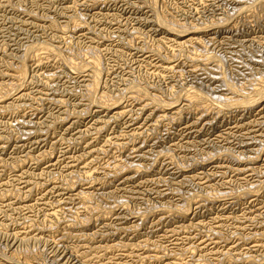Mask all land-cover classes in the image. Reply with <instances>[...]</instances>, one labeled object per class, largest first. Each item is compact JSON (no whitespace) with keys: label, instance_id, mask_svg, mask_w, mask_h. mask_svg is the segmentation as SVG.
Returning a JSON list of instances; mask_svg holds the SVG:
<instances>
[{"label":"rangeland","instance_id":"rangeland-1","mask_svg":"<svg viewBox=\"0 0 264 264\" xmlns=\"http://www.w3.org/2000/svg\"><path fill=\"white\" fill-rule=\"evenodd\" d=\"M46 1L47 2L49 1V4ZM145 1L146 0H123V1L122 0H58V1L57 0H0V30H1L0 31V44L1 45L3 44L2 47L0 45V56H3V58H0L1 59L0 61L1 75L0 76H2L0 78L1 83H3L4 85L6 84V86L9 85L11 81H10V78L7 76V74L9 73L10 67L7 66L8 67L7 68L6 65H10L14 63L12 65L16 66V62L19 60L16 57H21L23 54H26L27 49H29L30 46L33 45V43H36L34 44L35 47L37 43L38 45L42 43L44 44V46L48 43L47 45H51L52 47L59 46L58 48H61L62 50H64L65 45H66L65 44L66 39H67L68 40L67 42H69V40L70 41L73 40L71 42L77 44V47L75 49H77L78 47L79 48L88 47V46L94 47L98 45L97 46L98 50L99 51L101 50L100 51L101 53L104 52V54H102L103 55V65L105 66V64H107L106 66L109 67V68L108 67L106 68L105 66V68L107 69L106 70L107 72L104 74V76L103 75L101 76L100 85L106 91L107 89H109L108 90L109 96H113V97L119 96L120 97L119 98L120 102L118 101L119 102L117 104L118 106L116 105L118 109L113 111V113L109 114L108 112H98L99 110H102V109H99L98 107L94 105H90L89 106L90 108L86 106L87 102H86V97L84 96L87 90L85 87L82 86L84 83H80L81 85L79 84L80 80H82V77H84L85 75H86L85 77L90 75L89 69L88 71L85 68L82 71L77 70V73L76 71L74 72L68 71V69H66L64 65L61 66L63 62L60 59V57H56L55 59L54 57L53 58L44 57V59H42L43 61H40V64L36 61H34L33 64H31L33 61L29 63L32 65V66L30 65L29 67V71H31L29 72V75L30 74L31 75L29 76L27 74V76L29 77H26V80H25L26 82L24 86L21 87V89H25L26 91L25 94H27V92L28 94L24 96L23 99L21 98L22 99L21 101L14 102L13 103L14 109H12L11 111L10 109L12 108V106H10L11 108L4 109L3 110L4 112L3 111L0 112V124H1L0 125V135H1L0 139H2L0 140L2 141L0 142L1 143L0 149L2 148L0 150L1 151L0 160L4 164L3 165L0 161V164H2L0 165V172L4 173V174L0 173L1 175L0 176V183H1L0 193H2L0 196V218H1L0 219V249H1L0 250V256H1L0 262L1 264H9L10 262H11L10 264H18L19 261L17 263L16 262L17 260L21 259L22 261L25 258L26 259L30 258L29 260H31V258L34 255L35 256L32 258V261L35 260V262H33V264H41V263L42 264H50V263L51 264H73L72 262L80 263V261H85L87 262V264H99V263L100 264H156V263L157 264H172L173 262H174L173 264H208V263L210 264H264V237H263L264 235V212H263L264 211V113H263L264 107H263V103L261 105L255 104L250 109L249 108L245 109L242 107H235L233 109L232 107L228 109L222 108L221 110V107H222L221 105L224 103V101L225 102H227V100L235 101L236 97H237L236 101L239 100L242 94L247 95L249 91L253 88V86L256 85L264 76V37H263L264 36V6H263L264 1L255 0L254 2V0H248V1L244 0L246 2L244 3L243 0H238L239 2L236 0H191V1L190 0H157L156 2L157 4H155L154 6V8L158 7L157 9L155 8L156 10H154L153 7L152 8L148 7L152 5H148V3ZM236 7L238 9H236ZM25 9L27 12L25 11ZM67 9H70V10H67ZM154 11L155 12L158 11L157 14L161 13L159 15H164L168 17V19H171L172 17V19H174L173 21L177 20L176 23L178 24V26L181 25L180 28H184L188 30H190L189 28L203 30L205 33L201 37L203 40L201 41L202 46L200 44L199 46L198 45L192 46V44L187 45L186 43L180 44L182 42L181 40H179L178 36H172L173 35L172 33H169L168 30L167 32L165 28L164 27L162 28V25L159 22H157L158 21V19L156 18L157 15L155 14ZM169 14H170V17H169ZM152 15L153 16L155 15L154 16L155 18ZM66 16L68 17L66 18ZM70 16L71 18L74 17L72 19H78L77 21H80V19L82 18L81 22H84V24H86L85 28L87 27L88 29L86 28L87 29L86 30L84 28V24H80L82 26L78 25L79 27L78 26L75 27V24L70 23V21L72 20V19H69ZM46 19H48L49 21L50 20L54 22L56 21L55 23L59 24L58 26L60 27H62L63 25L67 27L68 24L69 26L67 27V29L65 28L63 32H61V29H59V27L57 26L58 29L55 30L54 32V30L52 29L49 30L50 28V27L48 28L49 21ZM224 19L226 20V22ZM44 21L48 23L44 24ZM65 21L66 23H63ZM218 21L219 22L222 21V23H219ZM60 22L63 24H60ZM224 23H227V24H224ZM13 24H15L14 27H13ZM72 25L74 27H72ZM28 26L30 27V29ZM77 27L78 28L81 27L80 28L81 30L78 29ZM39 28L42 30H40ZM91 28L94 29V30L93 29L91 30L93 31V34H91L92 32H88V30ZM22 30L24 31L22 32ZM74 30L77 32L73 33L72 31ZM98 30L100 32H98ZM193 31L194 30H191L189 32H193ZM95 32H98V35L101 34L99 35L100 37ZM234 32L235 33L237 32V33L235 34ZM37 34L39 35V37ZM50 35H54V36H50ZM94 35L97 38L98 37L100 38V42H98L99 38L96 39ZM102 36L105 39L102 40ZM106 36L108 38V41H107ZM53 38H54V41H53ZM60 38H63V39H60ZM26 39H27V42H24L26 41ZM36 39H37V42H36ZM16 40H19V41H16ZM49 40L53 42L51 43ZM62 40H63L64 45L62 44ZM90 40L91 42H88ZM101 41H104V42H101ZM175 41H177L178 43ZM17 42L19 43L17 44ZM55 43H57L58 45ZM99 43H101V45ZM53 45H56V46H53ZM162 46H165V47H162ZM105 47L108 49H106ZM1 48L2 50H4L5 55H4V52L1 50ZM43 48L45 49L47 47L45 46ZM141 48L142 50H140ZM42 51H45V50H40L39 52L43 53ZM7 52L9 54L8 56H7ZM62 53L65 54L67 52L65 50ZM12 54H14V56ZM6 56L10 59L7 60ZM10 56H12L13 58ZM254 58L255 60H253ZM3 59H4V62L6 63L3 62ZM13 59L15 62L13 61ZM216 59H217V62L215 61ZM53 60L55 63L53 62ZM45 61H48V62H45ZM213 63L215 65H212ZM48 64H50L51 67ZM1 65H5V66H2L4 69H2ZM31 67L33 68L31 69ZM217 67H219L220 69L219 71ZM5 68L9 70H5ZM42 68H44V71H42L43 70ZM46 70H48V72ZM220 71L223 72V74L225 73L223 77L226 80V83L224 80L223 81L221 80L222 77L220 75L221 74ZM43 72L45 73L44 74L45 77L42 74ZM35 73H39L37 74L38 76H36ZM46 75H50V76H46ZM65 75L67 78L69 77V75L70 77L67 79L66 77H64ZM80 75H83V76H80ZM35 76L37 79H35ZM218 76L220 77L221 81L217 78ZM32 77H33L34 82L32 80ZM40 77H43V78H40ZM50 77H53L52 81ZM57 77L58 78L60 77V78L58 79ZM209 77L211 78L209 79ZM28 78L29 80H32L30 81V83H29ZM65 78L67 81H65ZM214 78H217V79L213 81ZM40 79H44L45 81L40 80ZM6 80H8L9 82L8 84ZM49 80L51 83L49 82ZM104 80H105L106 85L104 84ZM70 81H73V82L70 83ZM35 82H38V83H35ZM46 82L48 83V85L45 84ZM220 82L221 83L224 82V84L226 85L227 83L231 85L232 84L235 85V87L238 88L237 92L236 93L231 92L229 89H227L230 86L229 87L228 86L226 87V85L223 86L224 84L223 83L221 84ZM37 84H39L40 87ZM55 84H56V87H53L55 86ZM102 84L107 86L106 87L107 89ZM131 84L134 86L139 85L141 88H144V90L147 89L146 92L148 91L147 94L149 95L146 94V96L144 97H136L131 90L132 88ZM189 86L191 87L194 86L199 91L202 90L203 93H206L208 95L211 94V96H213L216 100L213 101L212 103L209 102V104H206V105L203 104L201 106L200 105L196 106L192 103H190L189 105V102L185 100L183 97H181V95L184 94L188 88H190ZM46 87H47V90H46ZM32 89L35 91H32ZM41 89L42 90L44 89L43 91L44 93L41 91ZM39 90L42 93H40ZM240 90H242L243 93ZM102 91L103 90L101 89L100 93ZM16 92L11 91L10 96L14 97ZM38 93L40 94V96ZM28 95L30 96V99H28L29 98ZM32 95H34V97ZM132 95L134 96V98ZM43 96L45 97L43 98L45 100L43 99L41 100ZM155 96L157 97L159 96L160 98L155 99L154 98ZM38 98L39 100H37ZM34 99L35 101L33 102L32 100ZM55 99L57 101H54ZM60 99L61 100L64 99V101H66V102H63L64 105L62 103L61 104L58 103ZM160 99L162 101L161 104L159 102ZM46 100H48L47 101L48 104L50 103L49 106H47L48 104ZM42 101L44 103H42ZM18 102L21 103L23 106L19 104ZM38 102H41V103H38ZM144 102H146L147 104ZM156 102L159 104H157ZM23 103L27 104V106L24 105ZM34 103H36V105ZM55 104H57V106ZM29 105H30V108H29ZM161 105L163 107H161ZM40 106H43V108L41 107L39 109ZM218 107L220 108L218 109ZM31 108L32 109L34 108V109L32 110ZM36 108H38L37 109L38 113L34 111ZM65 108L67 110H65ZM174 108L175 110H173ZM185 108H189V109H185ZM25 109H27L28 111ZM31 110L34 112H32ZM56 110L60 111V113L59 112L57 113ZM96 110L97 112H95ZM123 110H126V111H123ZM12 111L14 113H12ZM19 111H22V112L19 113ZM65 111H68V112H65ZM87 111H88V114L85 113ZM115 112L119 113L120 115L113 116ZM30 113H31V116L33 113L32 117L30 116ZM57 114L59 115V117H57L58 116ZM134 116H135V119H134ZM175 117L177 119H175ZM19 118H20V122L18 120ZM35 118H38V119H35ZM57 118L58 120H56ZM96 118L99 119V121ZM100 118L101 120L103 119V122L107 119L106 121L107 124L105 122L104 123L100 122L101 121ZM25 119H27V121H24ZM40 120L41 121L43 120L42 122H44L43 123L44 125L40 124L42 123ZM95 120H97V122ZM28 121L32 122L31 125H33L31 126L32 127L31 133L32 132L33 133L31 134L30 137L22 133L24 132L23 127H25L24 122H28ZM38 121L40 122L39 124H38ZM207 121H210V122H207ZM9 122L13 123L14 127ZM14 123L16 125L18 124L19 126L18 125L16 126ZM35 124L38 126H36ZM69 124L70 126L66 128V125L68 126ZM237 124L239 125V127H237L238 126ZM104 125L106 127H104ZM16 127H20V128L18 129ZM95 127H97V129L102 127L101 131L98 132ZM6 130L7 132L9 131L8 132L9 134L6 132ZM38 131H40L41 133ZM27 137H29L28 140H27ZM7 138H9V141L11 139V141L9 142ZM5 144H8V145H5ZM23 145L25 148L23 147ZM216 145L219 147H217ZM118 146H120V148L121 149L123 148V149L121 150ZM17 156L19 158H22L23 156H25L24 163L23 165L22 164L21 165L22 166L25 165L24 167H27L26 170L25 168L22 169L19 163H18L19 168L13 164V161H16L18 158ZM243 157L244 159L245 158L246 159L244 160ZM60 158L62 159L60 160ZM112 158L115 160H113ZM74 159L76 160L74 161ZM6 163L8 164L11 163V165H8V164L6 165ZM115 165H118V166H115ZM3 166H7V167H3ZM11 166H14L15 169ZM8 167L9 169L11 168V171L8 169ZM6 168L8 169V171L6 170ZM24 171L27 173L25 174ZM19 172L22 177L19 175ZM54 172L55 173L57 172L59 174H55ZM255 174L258 175V177ZM46 176H48V178ZM32 177L33 179H30ZM22 180L26 182L25 187L23 186L25 182L22 183ZM28 180H31V181H28ZM2 182H5V183L2 184ZM33 184L34 186H32ZM41 184H44V185H41ZM248 186L250 187L248 188ZM27 188L28 190L24 192V190H26ZM52 190L54 193L52 192ZM78 192L88 193L91 196L94 195L93 197L95 199L93 201L91 200L92 202L87 203V201L81 200L79 196L77 198ZM56 193L58 194L56 195ZM67 195L68 196L72 195V196L68 197ZM53 196H56V197H53ZM45 200L51 204L49 203L47 204ZM97 204L98 206H96ZM92 205L94 206V208ZM113 205L114 207H112ZM20 207L22 208L20 209ZM87 208L89 209L91 208L90 209L91 211ZM95 208L99 210V211H96L97 213L95 212L96 210ZM217 208L219 209L217 210ZM85 209L89 211H86ZM92 209H95V210H92ZM109 209L111 213L109 212ZM178 211L181 213L183 212L182 213L183 215H180ZM177 212L178 214H175ZM95 213L97 214V216ZM90 215H93V216H90ZM83 216L87 218L88 217H93V218L96 217V218L94 220L92 219L90 223L85 224L89 226V227L85 226L88 228H85L84 226L83 228L81 226L78 228V225L76 224L77 222L80 221V219L84 218ZM97 218L98 219L100 218V220L96 221ZM21 222H23L24 224L26 223V224L23 225V223ZM18 224L20 226L23 225L25 227L23 226L20 227ZM68 224H69V227H66L68 226ZM51 226L54 228H52ZM20 228H24V229H20ZM77 229H81V232L77 231ZM82 229L84 232L82 231ZM27 231L29 232L28 234H27ZM61 231L64 233H61ZM23 232H25V235ZM257 232H259V234ZM262 232L263 234H260ZM19 234L21 236H24V238H26L27 241H24L26 239L21 238ZM259 235L260 236L262 235L261 236L262 238ZM258 236L260 237L261 240L259 239ZM114 243L116 244V246ZM26 245H29V246H26ZM100 246L101 247L103 246V247L100 248ZM15 251H17L19 255L21 256H19L18 253L16 252L15 259H11L12 254ZM3 252L5 253V255ZM28 254H30L31 256ZM9 255L11 257H9ZM110 255H111V258H110ZM6 256L11 259V260L8 259L9 263L7 262ZM14 260H16L15 261L16 263L14 262ZM105 261L107 262L105 263Z\"/></svg>","mask_w":264,"mask_h":264},{"label":"bare ground","instance_id":"bare-ground-1","mask_svg":"<svg viewBox=\"0 0 264 264\" xmlns=\"http://www.w3.org/2000/svg\"><path fill=\"white\" fill-rule=\"evenodd\" d=\"M58 1V0H57ZM123 1V0H122ZM191 1V0H190ZM236 1H238V0H236ZM248 1V0H247ZM264 1V0H263ZM47 2V1H46ZM53 2V1H52ZM83 2V1H82ZM103 2V1H102ZM145 2H147L148 3V5H152V6H148V7H150V8H152L153 7V9L154 10H156L155 8H154V6H155V4H157L156 2H157V0H146ZM221 2V1H220ZM239 2V1H238ZM242 2V1H241ZM243 2L244 3H246L244 0H243ZM254 2H255V0H254ZM16 3V2H15ZM25 3V2H24ZM48 4H49V1L47 2ZM72 3V2H71ZM81 3V2H80ZM186 3V2H185ZM197 3V2H196ZM209 3V2H208ZM215 3V2H214ZM235 3H237V2H235ZM257 3V2H256ZM259 3V2H258ZM262 3V2H261ZM9 4V3H8ZM12 4V3H11ZM39 4V3H38ZM74 4V3H73ZM82 4V3H81ZM239 4V3H238ZM252 4V3H251ZM5 5V4H4ZM3 5V6H4ZM44 5V4H43ZM52 5V4H51ZM244 5V4H243ZM248 5V4H247ZM19 6V5H18ZM84 6V5H83ZM133 6V5H132ZM176 6V5H175ZM242 6V5H241ZM253 6V5H252ZM264 6V5H263ZM24 7V6H23ZM51 7V6H50ZM73 7V6H72ZM72 7H71V9H72ZM76 7V6H75ZM205 7H206V5H205ZM218 7H220V6H218ZM244 7V6H243ZM242 7V8H243ZM67 8H68V6H67ZM74 8V7H73ZM160 8V7H159ZM239 8H240V6H239ZM248 8V7H247ZM256 8V7H255ZM257 8H258V6H257ZM58 9V8H57ZM75 9V8H74ZM236 9H238L237 7H236ZM246 9V8H245ZM245 9H244V11H245ZM24 10V9H23ZM65 10V9H64ZM63 10V11H64ZM67 10H70V9H67ZM163 10V9H162ZM25 11H26V9H25ZM47 11V10H46ZM63 11H62V13H63ZM159 11V10H158ZM158 11H154L155 12V14L157 15V19H158V21L157 22H159L161 25H162V28L164 27L165 28V30L167 31H169V33H172L173 35L172 36H178V38H179V40H181V42L182 43H180V44H183V43H186L187 45H190V44H192V46H196V45H198L199 46V44L201 45L202 44V42L201 41H203L202 40V35L205 33L203 30H201V29H193V28H189L190 30H188V29H184V28H180V26H178V24L176 23V21H173L174 19H172V17H171V19H168V17H166V16H164V15H159V14H161V13H159V14H157V12ZM185 11V10H184ZM237 11V10H236ZM258 11V10H257ZM9 12V11H8ZM10 12H12V11H10ZM27 12V11H26ZM55 12V11H54ZM67 12V11H66ZM69 12V11H68ZM208 12V11H207ZM16 13V12H15ZM56 13V12H55ZM163 13V12H162ZM195 13V12H194ZM234 13V12H233ZM236 13V12H235ZM28 14V13H27ZM34 14V13H33ZM77 14V13H76ZM168 14V13H167ZM216 14V13H215ZM239 14V13H238ZM5 15V14H4ZM40 15V14H39ZM236 15V14H235ZM241 15V14H240ZM51 16V15H50ZM61 16V15H60ZM116 16H118V15H116ZM115 16V17H116ZM149 16V15H148ZM153 16V15H152ZM155 16V15H154ZM153 16V17H154ZM175 16V15H174ZM189 16V15H188ZM232 16H234V15H232ZM5 17V16H4ZM40 17V16H39ZM45 17V16H44ZM68 16H66V18H67ZM82 17V16H81ZM86 17V16H85ZM169 17H170V14H169ZM222 17V16H221ZM229 17V16H228ZM243 17V16H242ZM253 17V16H252ZM255 17V16H254ZM9 18V17H8ZM72 18H74V17H72ZM71 18V16H70V18L69 19H72ZM79 18V17H78ZM89 18V17H88ZM104 18V17H103ZM155 18V17H154ZM174 18H176V17H174ZM199 18V17H198ZM244 18V17H243ZM10 19V18H9ZM80 19V18H79ZM82 19V18H81ZM81 19H80V21H77L78 19H72L71 21H70V23H72V24H75V27L76 26H78V25H80V24H84V22H81ZM203 19V18H202ZM229 19V18H228ZM257 19V18H256ZM17 20V19H16ZM25 20V19H24ZM34 20V19H33ZM41 20V19H40ZM46 20H48V19H46ZM51 20H52V18H51ZM49 21V23L48 22H46V21H44V24H49V26H48V28H49V30L50 29H52V30H54V32H55V30H57L58 29V27H59V29H61V32H63L64 30H65V28L67 29V27L69 26V24H68V26L66 27V26H62V27H60V26H58L59 24H56L54 21ZM85 20V19H84ZM190 20V19H189ZM225 20V19H224ZM258 20V19H257ZM21 21V20H20ZM29 21V20H28ZM27 21V22H28ZM107 21V20H106ZM151 21V20H150ZM194 21H195V19H194ZM200 21V20H199ZM229 21V20H228ZM26 22V21H25ZM39 22V21H38ZM41 22H43V21H41ZM86 22V21H85ZM117 22V21H116ZM152 22V21H151ZM156 22V21H155ZM213 22V21H212ZM219 22V21H218ZM225 22H226V20H225ZM4 23V22H3ZM10 23V22H9ZM34 23V22H33ZM36 23V22H35ZM58 23V22H57ZM63 23H66V21L65 22H63ZM63 23H61L60 22V24H63ZM87 23V22H86ZM100 23V22H99ZM107 23V22H106ZM154 23V22H153ZM158 23V24H159ZM183 23V22H182ZM203 23V22H202ZM206 23V22H205ZM219 23H222V21L221 22H219ZM253 23V22H252ZM2 24V23H1ZM22 24V23H21ZM88 24V23H87ZM105 24V23H104ZM109 24V23H108ZM111 24V23H110ZM195 24V23H194ZM193 24V25H194ZM208 24V23H207ZM224 24H227V23H224ZM4 25V24H3ZM14 25L15 24H13V27H14ZM27 25V24H26ZM65 25H67V24H65ZM85 25L86 24H84V28H85ZM192 25V24H191ZM25 26V25H24ZM44 26V25H43ZM58 26V27H57ZM71 26V25H70ZM80 26H82V25H80ZM126 26V25H125ZM159 26V25H158ZM243 26V25H242ZM16 27V26H15ZM19 27V26H18ZM29 27V26H28ZM27 27V28H28ZM41 27H42V25H41ZM72 27H74L73 25H72ZM71 27V28H72ZM79 27V26H78ZM77 27V28H78ZM89 27V26H88ZM132 27V26H131ZM194 27V26H193ZM203 27H205V26H203ZM209 27V26H208ZM217 27V26H216ZM228 27V26H227ZM37 28V27H36ZM46 28V27H45ZM76 28V29H77ZM81 28V27H80ZM80 28H78V29H80ZM87 28V27H86ZM85 28V29H86ZM118 28V27H117ZM196 28V27H195ZM207 28V27H206ZM12 29V28H11ZM29 29H30V27H29ZM40 29V28H39ZM44 29V28H43ZM70 29V28H69ZM88 29V28H87ZM86 29V30H87ZM93 28H91V29H89L88 30V32H92L91 34H93V31H91ZM97 29H99V28H97ZM134 29V28H133ZM158 29V28H157ZM183 29V30H182ZM40 30H42V29H40ZM71 30V29H70ZM81 30V29H80ZM94 30V29H93ZM105 30V29H104ZM103 30V31H104ZM191 30H194L193 32H189V31H191ZM1 31V30H0ZM24 30H22V32H23ZM28 31V30H27ZM83 31V30H82ZM102 31V32H103ZM123 31V30H122ZM131 31H132V29H131ZM147 31V30H146ZM167 31V32H168ZM171 31V32H170ZM218 31V30H217ZM16 32V31H15ZM21 32V33H22ZM26 32V31H25ZM24 32V33H25ZM42 32V31H41ZM57 32V31H56ZM65 32H67V31H65ZM64 32V33H65ZM68 32H69V30H68ZM73 33L74 32H77V31H72ZM71 32V33H72ZM87 32V31H86ZM98 32H100L99 30H98ZM98 32H95L97 35H98ZM101 32V33H102ZM10 33V32H9ZM18 33V32H17ZM29 33H31V32H29ZM48 33V32H47ZM50 33V32H49ZM127 33V32H126ZM235 33V32H234ZM237 33V32H236ZM235 33V34H236ZM7 34V33H6ZM23 34V33H22ZM52 34V33H51ZM68 34V33H67ZM95 34V35H96ZM103 34V33H102ZM133 34V33H132ZM13 35V34H12ZM27 35H29V34H27ZM31 35V34H30ZM38 35V34H37ZM71 35V34H70ZM88 35V34H87ZM94 35V36H95ZM99 35H101V34H99ZM98 35V36H99ZM125 35V34H124ZM247 35V34H246ZM49 36V35H48ZM50 36H54V35H50ZM67 36V35H66ZM90 36V35H89ZM108 36V35H107ZM107 36H106V38H107ZM119 36V35H118ZM148 36V35H147ZM157 36V35H156ZM38 37H39V35H38ZM47 37V36H46ZM62 37V36H61ZM70 37H72V36H70ZM96 37V36H95ZM95 37H93V38H95ZM100 37V36H99ZM98 37V38H99ZM120 37V36H119ZM118 37V38H119ZM214 37V36H213ZM225 37V36H224ZM264 37V36H263ZM24 38V37H23ZM25 38H27V37H25ZM34 38V37H33ZM67 38V37H66ZM97 37H96V39H98ZM121 38V37H120ZM171 38V37H170ZM209 38V37H208ZM212 38V37H211ZM12 39H13V37H12ZM19 39H21V38H19ZM31 39V38H30ZM42 39V38H41ZM46 39V38H45ZM56 39H57V37H56ZM60 39H63V38H60ZM75 39V38H74ZM76 39H78V38H76ZM103 39H105V38H103V36H102V40ZM143 39V38H142ZM186 39V40H185ZM210 39V38H209ZM52 40V39H51ZM51 40H49L50 42H51ZM65 40V39H64ZM88 40V39H87ZM93 40H95V39H93ZM184 40V41H183ZM216 40V39H215ZM16 41H19V40H16ZM48 41V42H49ZM53 41H54V38H53ZM52 41V42H53ZM56 41V40H55ZM59 41H61V40H59ZM58 41V42H59ZM68 40L66 39V45H65V49L64 50H62L61 48H58V47H52L51 45H47L46 43V47L47 48H43V47H45L44 46V44H42V43H40V45H38V43H37V45H36V47H35V45L34 44H36V43H33V45L32 46H30V48L29 49H27V51H26V54H23L21 57H16L17 59H19L17 62H16V66H14V65H12V64H14V63H12V64H10V65H6V67L7 66H9L10 68V70L9 69H7V68H5V70H9V73L7 74V76L10 78V83L8 82V80H6V82H7V84L9 83V85H7L6 86V84L4 85L3 83H1L0 84V112L1 111H3L4 109H7V108H11L10 106H12V108L10 109V111L12 110V109H14L13 108V103L14 102H17V101H21L22 99H23V97L24 96H26L27 94H28V92H27V94H25L26 93V91H25V89H21V87L22 86H24V84H25V80H26V77H29L30 75H29V72H31V71H29V67H30V65L31 64H33L34 63V61H36V62H38L39 64H40V61H43L42 59H44V57L46 58V57H54V59L56 58V57H60V59L62 60V64H61V66L62 65H64L65 67H66V69H68V71H72V72H74V71H76V73H77V70H79V71H82L84 68L85 69H87V71H88V69H89V73H90V75L89 76H87V77H82V80H80V82H79V84L80 83H84L82 86L83 87H85L86 88V92H85V96L84 97H86V102H87V105L86 106H88V108H90L89 106L90 105H94V106H96V107H98L99 109H102V110H99L98 112H108L109 114L110 113H113V111H115V110H117L118 108H117V104L120 102V100H119V96L117 97V96H109L108 95V90L109 89H107L106 87L107 86H105L106 84H105V80H104V84H102V85H104L105 86V88L107 89V91L105 90V89H103L102 87H101V85H100V83H101V76L103 75L104 76V74L107 72L106 70V68L108 67V66H106L107 64H105V66H106V68H105V66L103 65V55L102 54H104V52H100L99 50H98V48H97V46H88V47H81V48H77V49H75L76 47H77V44H75V43H72L71 41H73V40H69V42H67ZM97 41V40H96ZM96 41H95V43H96ZM107 41H108V38H107ZM205 41V40H204ZM242 41V40H241ZM22 42H23V40H22ZM24 42H27V39H26V41H24ZM36 42H37V39H36ZM39 42V41H38ZM46 42V41H45ZM51 42V43H52ZM57 42V43H58ZM65 42V41H64ZM88 42H91V40L90 41H88ZM98 42H100V38H99V40H98ZM101 42H104V41H101ZM153 42V41H152ZM163 42V41H162ZM175 42H177V41H175ZM233 42V41H232ZM248 42V41H247ZM14 43H15V41H14ZM19 42H17V44H18ZM21 43V42H20ZM32 43V42H31ZM43 43H44V41H43ZM57 43H55V44H57ZM61 43V42H60ZM77 43H79V42H77ZM80 43H82V42H80ZM123 43V42H122ZM127 43V42H126ZM178 43V42H177ZM217 43V42H216ZM258 43V42H257ZM30 44V43H29ZM50 44V43H49ZM54 44V43H53ZM62 44H63V40H62ZM62 44H60V45H62ZM89 44V43H88ZM88 44H86V45H88ZM91 44V43H90ZM100 45H101V43H99ZM128 44V43H127ZM159 44V43H158ZM163 44V43H162ZM176 44V43H175ZM186 44H184V45H186ZM214 44V43H213ZM224 44V43H223ZM239 44V43H238ZM1 45V44H0ZM3 45V44H2ZM2 45H1V47H2ZM8 45V44H7ZM21 45V44H20ZM25 45V44H24ZM24 45H22V46H24ZM58 45V44H57ZM64 45V44H63ZM76 45V46H75ZM152 45V44H151ZM183 45V46H184ZM234 45V44H233ZM5 46V45H4ZM3 46V47H4ZM12 46V45H11ZM10 46V47H11ZM17 46V45H16ZM26 46H28V45H26ZM43 46V47H42ZM53 46H56V45H53ZM84 46V45H83ZM157 46V45H156ZM202 46V45H201ZM204 46V45H203ZM231 46V45H230ZM6 47V46H5ZM9 47V46H8ZM61 47V46H60ZM132 47V46H131ZM148 47V46H147ZM160 47V46H159ZM162 47H165V46H162ZM206 47H207V45H206ZM256 47V46H255ZM20 48H21V46H20ZM100 48V47H99ZM103 48V47H102ZM106 48V47H105ZM133 48V47H132ZM152 48V47H151ZM171 48V47H170ZM17 49H18V47H17ZM104 49V48H103ZM102 49V50H103ZM106 49H108V48H106ZM138 49V48H137ZM148 49V48H147ZM1 50H2V48H1ZM6 50H7V48H6ZM5 50V51H6ZM11 50V49H10ZM16 50V49H15ZM40 50H45V51H42L43 53H40L39 51ZM66 50V52L67 53H62L63 51H65ZM122 50V49H121ZM140 50H142V48L140 49ZM140 50H138V51H140ZM153 50V49H152ZM159 50V49H158ZM162 50V49H161ZM174 50V49H173ZM186 50V49H185ZM189 50V49H188ZM244 50V49H243ZM3 52H4V50H2ZM109 51V50H108ZM114 51V50H113ZM155 51V50H154ZM192 51V50H191ZM222 51V50H221ZM149 52V51H148ZM202 52V51H201ZM17 53V52H16ZM20 53H21V51H20ZM22 53H24V52H22ZM109 53V52H108ZM195 53V52H194ZM199 53V52H198ZM3 54V53H2ZM1 54V55H2ZM155 54V53H154ZM200 54V53H199ZM4 55H5V52H4ZM9 54H8V52H7V56H8ZM13 56H14V54H12ZM17 55V54H16ZM15 55V56H16ZM198 55V54H197ZM259 55V54H258ZM6 56V57H7ZM24 56V57H23ZM105 56V55H104ZM110 56V55H109ZM146 56H147V54H146ZM149 56V55H148ZM161 56V55H160ZM202 56V55H201ZM10 57H12V56H10ZM137 57V56H136ZM154 57V56H153ZM158 57V56H157ZM167 57V56H166ZM171 57V56H170ZM169 57V58H170ZM207 57V56H206ZM228 57V56H227ZM0 58H3V56H0ZM13 58V57H12ZM15 58V57H14ZM51 58V59H52ZM125 58V57H124ZM143 58H144V56H143ZM156 58V57H155ZM168 58V59H169ZM208 58V57H207ZM210 58H211V56H210ZM209 58V59H210ZM8 59H10V58H8L7 57V60ZM50 59V58H49ZM59 59V58H58ZM108 59V58H107ZM141 59V58H140ZM152 59V58H151ZM185 59V58H184ZM188 59V58H187ZM190 59V58H189ZM193 59V58H192ZM218 59V58H217ZM217 59L215 60L216 62H217ZM233 59V58H232ZM238 59V58H237ZM60 60V61H61ZM163 60V59H162ZM161 60V61H162ZM166 60V59H165ZM171 60V59H170ZM206 60V59H205ZM253 60H255V58L253 59ZM0 61H1V59H0ZM13 61H14V59H13ZM31 61H33L31 64H29ZM49 61V60H48ZM48 61H45V62H48ZM56 61V60H55ZM105 61V60H104ZM108 61V60H107ZM144 61V60H143ZM203 61V60H202ZM213 61V60H212ZM235 61V60H234ZM237 61V60H236ZM252 61V60H251ZM3 62H4V59H3ZM8 62V61H7ZM10 62H11V60H10ZM15 62V61H14ZM50 62V61H49ZM52 62V61H51ZM53 62H54V60H53ZM57 62H59V61H57ZM135 62H136V60H135ZM163 62V61H162ZM169 62V61H168ZM210 62V61H209ZM208 62V63H209ZM2 63V62H1ZM4 63H6V62H4ZM9 63V62H8ZM43 63V62H42ZM55 63V62H54ZM242 63V62H241ZM3 64V63H2ZM35 64H37V63H35ZM39 64H37V65H39ZM51 64V63H50ZM50 64H48L49 66H50ZM153 64V63H152ZM183 64V63H182ZM190 64V63H189ZM205 64V63H204ZM219 64V63H218ZM221 64V63H220ZM29 65V66H28ZM42 65H44V64H42ZM53 65V64H52ZM158 65H160V64H158ZM167 65V64H166ZM212 65H215L214 63L212 64ZM249 65V64H248ZM2 66H5V65H1V67ZM32 66V65H31ZM57 66V65H56ZM149 66V65H148ZM219 66V65H218ZM244 66V65H243ZM253 66V65H252ZM34 67V66H33ZM33 67H31V69L33 68ZM36 67V66H35ZM43 67V66H42ZM51 67V66H50ZM53 67V66H52ZM55 67V66H54ZM130 67V66H129ZM142 67V66H141ZM159 67V66H158ZM157 67V68H158ZM215 67V66H214ZM237 67V66H236ZM59 68H61V67H59ZM109 68V67H108ZM112 68V67H111ZM165 68V67H164ZM169 68V67H168ZM175 68V67H174ZM194 68V67H193ZM218 68V71L220 70L219 69V67H217ZM250 68V67H249ZM255 68V67H254ZM2 69H4L3 67H2ZM40 69V68H39ZM43 70L42 71H44V68H42ZM57 69V68H56ZM173 69V68H172ZM195 69V68H194ZM209 69V68H208ZM258 69V68H257ZM133 70V69H132ZM162 70V69H161ZM183 70V69H182ZM196 70V69H195ZM198 70V69H197ZM212 70V69H211ZM1 71V70H0ZM35 71V70H34ZM41 71V70H40ZM47 72H48V70H46ZM50 71V70H49ZM54 71V70H53ZM56 71V70H55ZM58 71V70H57ZM79 71H78V73H79ZM159 71V70H158ZM165 71V70H164ZM180 71V70H179ZM218 71H216V72H218ZM229 71V70H228ZM233 71H235V70H233ZM246 71V70H245ZM249 71H250V69H249ZM6 72V71H5ZM39 72V71H38ZM63 72V71H62ZM67 72V71H66ZM168 72V71H167ZM166 72V73H167ZM175 72V71H174ZM208 72V71H207ZM4 73V72H3ZM34 73V72H33ZM40 73V72H39ZM39 73H35L36 74V76H38L37 74H39ZM50 73V72H49ZM49 73H47V74H49ZM56 73H58V72H56ZM81 73V72H80ZM85 73V72H84ZM88 73V72H87ZM88 73V74H89ZM150 73V72H149ZM148 73V74H149ZM220 75H221V80L223 81H225V83H226V80L224 79V77H223V75L225 74H223V72H221L220 71ZM230 73V72H229ZM253 73V72H252ZM27 74L29 75V76H27ZM43 74V76H44V72L42 73ZM66 74V73H65ZM157 74V73H156ZM181 74V73H180ZM236 74V73H235ZM242 74V73H241ZM0 75H1V72H0ZM5 75V74H4ZM56 75V74H55ZM60 75V74H59ZM68 75V74H67ZM108 75V74H107ZM185 75V74H184ZM211 75V74H210ZM219 75V74H218ZM244 75V74H243ZM33 76V75H32ZM36 76H35V79H37L36 78ZM40 76V75H39ZM46 76H50V75H46ZM77 76V75H76ZM80 76H83V75H80ZM134 76V75H133ZM217 76V75H216ZM2 76H0V78H1ZM45 77V76H44ZM64 77H66V75L64 76ZM69 77H70V75H69ZM68 77V78H69ZM79 77V76H78ZM154 77V76H153ZM161 77H162V75H161ZM196 77V76H195ZM262 77V76H261ZM8 78V79H9ZM40 78H43V77H40ZM49 78V77H48ZM48 78H47V80H48ZM51 78V81H52V79H53V77H50ZM55 78V77H54ZM58 78V77H57ZM56 78V79H57ZM60 78V77H59ZM58 78V79H59ZM67 78V77H66ZM66 78H65V81H67L66 80ZM67 78V79H68ZM73 78V77H72ZM84 78H86V79H84ZM106 78V77H105ZM170 78V77H169ZM180 78V77H179ZM211 77H209V79H210ZM219 80H220V77L218 76L217 77ZM217 78H214L213 79V81H215ZM252 78V77H251ZM260 78V77H259ZM45 79V78H44ZM44 79H40V80H44ZM64 79V78H63ZM103 79V78H102ZM122 79V78H121ZM204 79V78H203ZM3 80V79H2ZM28 80H29V78H28ZM27 80V81H28ZM32 80H33V77H32ZM32 80H29V83H30V81H32ZM46 80V79H45ZM44 80V81H45ZM62 80V79H61ZM73 80H75V79H73ZM109 80V79H108ZM129 80V79H128ZM140 80V79H139ZM139 80H137V81H139ZM169 80V79H168ZM218 80V81H219ZM220 80V81H221ZM256 80H257V78H256ZM37 81V80H36ZM43 81V82H44ZM193 81V80H192ZM198 81V80H197ZM250 81V80H249ZM33 82H34V80H33ZM42 82V83H43ZM49 82H50V80H49ZM55 82V81H54ZM73 81H70V83H72ZM76 82V81H75ZM78 82V81H77ZM178 82V81H177ZM228 82V81H227ZM255 82V81H254ZM35 83H38V82H35ZM41 83V84H42ZM51 83V82H50ZM57 83V82H56ZM68 83V82H67ZM103 83V82H102ZM133 83V82H132ZM148 83V82H147ZM175 83V82H174ZM198 83V82H197ZM221 83V82H220ZM223 84H224V82H222ZM221 83V84H222ZM256 83H257V81H256ZM33 84V83H32ZM31 84V85H32ZM45 84H47L48 85V83L46 82ZM44 84V85H45ZM66 84V83H65ZM76 84H78V83H76ZM110 84V83H109ZM127 84V83H126ZM134 84V83H133ZM180 84V83H179ZM200 84V83H199ZM220 84V85H221ZM229 83H227V85L226 84H224L223 86H225L226 85V87L228 86H230L229 88H227V89H229L231 92H233V93H236L237 92V89L238 88H236L235 87V85H231V84H229ZM246 84V83H245ZM30 85V84H29ZM36 85V84H35ZM37 85H39V84H37ZM43 85V86H44ZM72 85V84H71ZM81 85V84H80ZM129 85V84H128ZM132 85V84H131ZM171 85V84H170ZM42 86V85H41ZM51 86V85H50ZM53 86V85H52ZM66 86V85H65ZM154 86V85H153ZM168 86V85H167ZM172 86V85H171ZM219 86V85H218ZM36 87V86H35ZM39 87H40V85H39ZM53 87H56V84H55V86H53ZM67 87V86H66ZM110 87V86H109ZM117 87V86H116ZM156 87V86H155ZM169 87V86H168ZM188 87V86H187ZM190 88H188L186 91H185V93L184 94H182L181 95V97H183L185 100H187L188 102H189V105H190V103H192V104H194V105H203V104H209V102H213V101H215L216 99L213 97V96H211V94L210 95H208V94H206V93H203V91L201 90V91H199L196 87H191V86H189ZM240 87V86H239ZM249 87V86H248ZM32 88V87H31ZM58 88V87H57ZM113 88V87H112ZM152 88V87H151ZM170 88V87H169ZM179 88V87H178ZM183 88V87H182ZM83 89V88H82ZM103 90L101 93H100V90ZM149 89V88H148ZM157 89H159V88H157ZM171 89V88H170ZM180 89V88H179ZM200 89V88H199ZM46 90H47V87H46ZM49 90H50V88H49ZM48 90V91H49ZM53 90H54V88H53ZM53 90H51V91H53ZM67 90V89H66ZM69 90V89H68ZM127 90V89H126ZM131 90H132V92L134 93V95L136 96V97H144V96H146V94L148 93V91L146 92V90L147 89H145L144 90V88H141L139 85L138 86H134V85H132V88H131ZM155 90V89H154ZM248 90V89H247ZM252 90V91H251ZM250 91H249V93L246 95V94H242L243 92H242V90H240L242 93V96H241V98L239 99V100H237L236 101V98H235V101H231V100H227V102H225L224 101V103L221 105L222 107H221V110H222V108H224V109H228V108H232L233 107V109L235 108V107H242V108H245V109H250L251 107H253L255 104L257 105V104H262L263 103V107H264V76L262 77V79L256 84V85H254L253 86V88L251 89ZM11 91H17L16 93H15V95H14V97H11L10 96V93H11ZM30 91V90H29ZM32 91H35V90H33L32 89ZM41 91L43 92L44 91V89L42 90L41 89ZM85 91V90H84ZM129 91V90H128ZM170 91H172V90H170ZM177 91V90H176ZM207 91V90H206ZM205 91V92H206ZM215 91V90H214ZM38 92V91H37ZM39 92H40V90H39ZM42 92H40V93H42ZM46 92V91H45ZM55 92V91H54ZM76 92V91H75ZM110 92V91H109ZM113 92V91H112ZM157 92V91H156ZM178 92H179V90H178ZM33 93V92H32ZM35 93V92H34ZM44 93V92H43ZM52 93V92H51ZM57 93V92H56ZM77 93V92H76ZM123 93V92H122ZM132 93V94H133ZM154 93V92H153ZM161 93V92H160ZM14 94V93H13ZM39 94V93H38ZM72 94V93H71ZM75 94V93H74ZM80 94V93H79ZM83 94V93H82ZM113 94V93H112ZM115 94H117V93H115ZM163 94H165V93H163ZM51 95V94H50ZM54 95V94H53ZM120 95V94H119ZM147 95H149V94H147ZM217 95V94H216ZM231 95V94H230ZM29 96V95H28ZM33 97H34V95H32ZM37 96V95H36ZM35 96V97H36ZM39 96H40V94H39ZM38 96V97H39ZM45 96V95H44ZM42 97L41 98V100L43 99V98H45V97ZM59 96V95H58ZM64 96V95H63ZM133 96V95H132ZM169 96V95H168ZM173 96V95H172ZM175 96V95H174ZM220 96V95H219ZM222 96V95H221ZM11 97V98H10ZM60 97V96H59ZM58 97V98H59ZM81 97V96H80ZM170 97H171V95H170ZM180 97V98H181ZM22 98V99H21ZM37 98V97H36ZM40 98V97H39ZM39 98L37 99V100H39ZM47 98V97H46ZM53 98H55V97H53ZM73 98V97H72ZM75 98V97H74ZM126 98V97H125ZM133 98H134V96H133ZM155 99L157 98V99H159L160 97L158 96H155L154 97ZM153 98V99H154ZM175 98V97H174ZM182 98V99H183ZM217 98V97H216ZM231 98V97H230ZM229 98V99H230ZM28 99H30V96H29V98ZM80 99V98H79ZM154 99V100H155ZM168 99V98H167ZM179 99V98H178ZM224 99V98H223ZM43 100H45V99H43ZM53 100V99H52ZM67 100V99H66ZM75 100V99H74ZM84 100H85V98H84ZM132 100V99H131ZM221 100V99H220ZM232 100H234V99H232ZM33 102L35 101V99L34 100H32ZM31 101V102H32ZM48 100H46V102H47ZM54 101H57L56 99L54 100ZM119 101V102H118ZM138 101V100H137ZM149 101V100H148ZM156 101H158V100H156ZM219 101V100H218ZM223 101V100H222ZM23 102V101H22ZM32 102V103H33ZM49 102H50V100H49ZM63 102H66V101H64V99L63 100H61L60 99V101L58 102L59 104H63ZM126 102V101H125ZM159 102H160V104L162 103V101H161V99L159 100ZM177 102V101H176ZM19 103V102H18ZM38 103H41V102H38ZM42 103H44L43 101H42ZM55 103V102H54ZM69 103H71V102H69ZM73 103V102H72ZM81 103V102H80ZM144 103H146V102H144ZM157 103V102H156ZM187 103V102H186ZM19 104H21V103H19ZM24 104V103H23ZM35 105H36V103H34ZM47 104H48V102H47ZM50 104V103H49ZM49 104L47 105V106H49ZM83 104H85V103H83ZM147 104V103H146ZM151 104V103H150ZM157 104H159V103H157ZM215 104V103H214ZM22 105V104H21ZM24 105H26L27 106V104H24ZM31 105V104H30ZM30 105H29V108H30ZM46 105V104H45ZM56 106H57V104H55ZM64 105V104H63ZM62 105V106H63ZM75 105V104H74ZM117 105V106H116ZM144 105V104H143ZM162 105H164V104H162ZM161 105V107H163ZM219 105V104H218ZM16 106V105H15ZM23 106V105H22ZM33 106V105H32ZM31 106V107H32ZM67 106H68V104H67ZM66 106V107H67ZM76 106V105H75ZM84 106V105H83ZM122 106V105H121ZM141 106V105H140ZM195 106V107H196ZM199 106V107H200ZM21 107V106H20ZM19 107V108H20ZM34 107V106H33ZM43 108V106H40L39 107V109L40 108ZM199 107H197V108H199ZM203 107V106H202ZM205 107V106H204ZM207 107V106H206ZM217 107V106H216ZM256 107V106H255ZM35 108V107H34ZM33 108V109H34ZM54 108V107H53ZM63 108V107H62ZM87 108V109H88ZM124 108V107H123ZM131 108V107H130ZM150 108V107H149ZM152 108V107H151ZM160 108V107H159ZM196 108V109H197ZM220 107H218V109H219ZM259 108H261V107H259ZM22 109V108H21ZM32 109V108H31ZM32 109V110H33ZM38 108H36L34 111H38L37 110ZM45 109V108H44ZM97 109V108H96ZM103 109H104V111H103ZM184 109V108H183ZM185 109H189V108H185ZM193 109V108H192ZM201 109V108H200ZM203 109V108H202ZM210 109H211V107H210ZM16 110H18V109H16ZM20 110V109H19ZM25 110H27V109H25ZM31 110V111H32ZM55 110V109H54ZM53 110V111H54ZM59 110V109H58ZM61 110V109H60ZM65 110H67L66 108H65ZM75 110V109H74ZM73 110V111H74ZM140 110V109H139ZM157 110V109H156ZM173 110H175V108L173 109ZM208 110V109H207ZM206 110V111H207ZM5 111H7V110H5ZM28 111V110H27ZM34 111H32V112H34ZM57 111V110H56ZM84 111H86V110H84ZM89 111V110H88ZM88 111L87 112H85L86 114H88ZM93 111H94V109H93ZM123 111H126V110H123ZM153 111V110H152ZM191 111V110H190ZM205 111V112H206ZM226 111V110H225ZM4 112V111H3ZM9 112V111H8ZM14 112H15V110H14ZM13 111H12V113H14ZM20 112H22V111H19V113ZM49 112H50V110H49ZM60 113V111H57V113ZM64 112V111H63ZM65 112H68V111H65ZM90 112H92V111H90ZM89 112V113H90ZM95 112H97V110L95 111ZM117 112V111H116ZM114 113L113 114V116H117V115H120L119 113ZM119 112V111H118ZM151 112V111H150ZM186 112V111H185ZM201 112V111H200ZM214 112V111H213ZM25 113V112H24ZM24 113H22V114H24ZM28 113V112H27ZM38 113V112H37ZM36 113V114H37ZM45 113V112H44ZM52 113V112H51ZM51 113H49V114H51ZM107 113V114H108ZM121 113H122V111H121ZM128 113V112H127ZM140 113V112H139ZM173 113V112H172ZM211 113V112H210ZM229 113V112H228ZM264 113V112H263ZM4 114V113H3ZM35 114V113H34ZM66 114V113H65ZM76 114V113H75ZM74 114V115H75ZM78 114V113H77ZM94 114V113H93ZM102 114V113H101ZM105 114V113H104ZM126 114V113H125ZM155 114V113H154ZM163 114V113H162ZM182 114H183V112H182ZM200 114V113H199ZM198 114V115H199ZM5 115V114H4ZM28 115V114H27ZM26 115V116H27ZM46 115V114H45ZM58 115V114H57ZM129 115V114H128ZM149 115V114H148ZM181 115V114H180ZM226 115V114H225ZM7 116V115H6ZM21 116V115H20ZM19 116V117H20ZM30 116H31V113H30ZM32 116H33V113H32ZM31 116V117H32ZM35 116H37V115H35ZM40 116V115H39ZM39 116H38V118H39ZM47 116V115H46ZM56 116V115H55ZM54 116V117H55ZM61 116V115H60ZM85 116V115H84ZM136 116H137V114H136ZM23 117V116H22ZM25 117V116H24ZM29 117V116H28ZM52 117V116H51ZM57 117H59V115L57 116ZM78 117V116H77ZM101 117V116H100ZM119 117V116H118ZM129 117V116H128ZM148 117V116H147ZM156 117V116H155ZM164 117V116H163ZM181 117V116H180ZM247 117V116H246ZM17 118V117H16ZM38 118H35V119H38ZM41 118V117H40ZM53 118V117H52ZM56 118V117H55ZM54 118V119H55ZM99 118V117H98ZM104 118V117H103ZM138 118V117H137ZM136 118V119H137ZM223 118V117H222ZM262 118V117H261ZM28 119V118H27ZM27 119H25L24 121H27ZM29 119H31V118H29ZM34 119V118H33ZM43 119V118H42ZM53 119V120H54ZM97 119V118H96ZM105 119V118H104ZM107 119H108V117H107ZM107 119L104 121L106 124H107ZM134 119H135V116H134ZM162 119V118H161ZM168 119V118H167ZM174 119V118H173ZM175 119H177L176 117H175ZM197 119V118H196ZM245 119V118H244ZM15 120V119H14ZM19 120V122H20V118L18 119ZM23 120V119H22ZM47 120V119H46ZM45 120V121H46ZM49 120V119H48ZM51 120V119H50ZM56 120H58V118L56 119ZM98 121H99V119H97ZM97 120H95L96 122H97ZM100 120H101V118H100ZM117 120V119H116ZM158 120H160V119H158ZM171 120V119H170ZM12 121H13V119H12ZM30 121V120H29ZM24 122V124H25V127H23V129H24V132H22L23 134H25L26 136H31V134L33 133H31V131H32V127L31 126H33V125H31L32 124V122ZM41 121V120H40ZM43 121V120H42ZM41 121V122H42ZM77 121V120H76ZM136 121V120H135ZM196 121H198V120H196ZM228 121V120H227ZM2 122V121H1ZM22 122V121H21ZM56 122V121H55ZM58 122V121H57ZM72 122V121H71ZM92 122V121H91ZM100 122H103V119L100 121ZM103 122V123H104ZM128 122V121H127ZM149 122V121H148ZM194 122V121H193ZM207 122H210V121H207ZM213 122V121H212ZM258 122V121H257ZM10 123V122H9ZM36 123V122H35ZM40 122L38 121V124H39ZM44 122H42V123H40V124H43ZM251 123V122H250ZM7 124H8V122H7ZM10 124H12V126H13V123H10ZM15 124V123H14ZM72 124V123H71ZM78 124V123H77ZM93 124V123H92ZM97 124V123H96ZM117 124V123H116ZM155 124V123H154ZM160 124V123H159ZM208 124V123H207ZM228 124V123H227ZM252 124V123H251ZM1 125V124H0ZM3 125V124H2ZM6 125V124H5ZM16 125V124H15ZM18 125V124H17ZM16 125V126H17ZM36 125V124H35ZM44 125V124H43ZM91 125V124H90ZM113 125V124H112ZM124 125V124H123ZM202 125V124H201ZM210 125V124H209ZM235 125V124H234ZM238 125V124H237ZM248 125H249V123H248ZM259 125V124H258ZM9 126V125H8ZM7 126V127H8ZM19 126V125H18ZM24 126V125H23ZM36 126H38V125H36ZM40 126V125H39ZM70 126V124L67 126L66 125V128H68ZM116 126V125H115ZM139 126V125H138ZM189 126V125H188ZM14 127V126H13ZM35 127V126H34ZM41 127V126H40ZM43 127H45V126H43ZM47 127V126H46ZM61 127V126H60ZM98 127V126H97ZM97 127H95L96 129H97ZM104 127H106L105 125H104ZM140 127V126H139ZM237 127H239V125L237 126ZM6 128V127H5ZM9 128V127H8ZM16 128H20V127H16ZM16 128H14V129H16ZM42 128V127H41ZM51 128V127H50ZM54 128V127H53ZM102 128V127H101ZM101 128H98L97 129V131L99 132V131H101ZM2 129V128H1ZM3 129H4V127H3ZM10 129V128H9ZM22 129V130H23ZM35 129H37V128H35ZM34 129V130H35ZM39 129V128H38ZM45 129V128H44ZM52 129V128H51ZM64 129V128H63ZM104 129V128H103ZM203 129V128H202ZM13 130V129H12ZM33 130V131H34ZM66 130V129H65ZM82 130V129H81ZM89 130V129H88ZM165 130V129H164ZM197 130V129H196ZM2 131V130H1ZM20 131V130H19ZM76 131V130H75ZM128 131V130H127ZM248 131H249V129H248ZM6 132H7V130H6ZM9 132V131H8ZM7 132V133H8ZM12 132V131H11ZM38 132H40V131H38ZM49 132V131H48ZM78 132V131H77ZM188 132V131H187ZM200 132V131H199ZM13 133V132H12ZM34 133H36V132H34ZM41 133V132H40ZM75 133V132H74ZM121 133V132H120ZM246 133V132H245ZM9 134V133H8ZM11 134V133H10ZM84 134V133H83ZM91 134V133H90ZM123 134V133H122ZM129 134H131V133H129ZM141 134V133H140ZM148 134V133H147ZM218 134V133H217ZM221 134V133H220ZM261 134V133H260ZM22 135V134H21ZM20 135V136H21ZM35 135V134H34ZM39 135V134H38ZM120 135V134H119ZM219 135V134H218ZM235 135V134H234ZM240 135V134H239ZM1 136V135H0ZM79 136V135H78ZM80 136H81V134H80ZM100 136V135H99ZM24 137V136H23ZM29 137H27V140L29 139ZM95 137V136H94ZM97 137V136H96ZM120 137V136H119ZM136 137V136H135ZM228 137V136H227ZM242 137V136H241ZM25 138V137H24ZM47 138V137H46ZM60 138V137H59ZM58 138V139H59ZM78 138V137H77ZM247 138V137H246ZM251 138V137H250ZM5 139H6V137H5ZM8 139V141H9V138H7ZM132 139V138H131ZM143 139V138H142ZM192 139V138H191ZM256 139V138H255ZM263 139V138H262ZM0 140H2V139H0ZM106 140V139H105ZM5 141V140H4ZM8 141H6V142H8ZM10 141H11V139H10ZM9 141V142H10ZM26 141V140H25ZM48 141V140H47ZM64 141V140H63ZM72 141V140H71ZM76 141V140H75ZM108 141V140H107ZM133 141V140H132ZM138 141V140H137ZM209 141V140H208ZM0 142H2V141H0ZM32 142V141H31ZM30 142V143H31ZM91 142V141H90ZM120 142V141H119ZM194 142H196V141H194ZM210 142V141H209ZM240 142V141H239ZM254 142V141H253ZM16 143V142H15ZM34 143V142H33ZM36 143V142H35ZM52 143V142H51ZM73 143H74V141H73ZM76 143V142H75ZM88 143V142H87ZM111 143V142H110ZM116 143V142H115ZM139 143V142H138ZM258 143V142H257ZM1 144V143H0ZM14 144V143H13ZM24 144H25V142H24ZM38 144V143H37ZM65 144V143H64ZM143 144V143H142ZM147 144V143H146ZM146 144H144V145H146ZM151 144V143H150ZM179 144V143H178ZM202 144V143H201ZM212 144V143H211ZM246 144V143H245ZM5 145H8V144H5ZM28 145V144H27ZM35 145V144H34ZM181 145V144H180ZM205 145H206V143H205ZM4 146V145H3ZM26 146V145H25ZM82 146V145H81ZM111 146V145H110ZM142 146V145H141ZM217 146V145H216ZM215 146V147H216ZM244 146V145H243ZM13 147H14V145H13ZM18 147V146H17ZM21 147V146H20ZM23 147H24V145H23ZM22 147V148H23ZM28 147V146H27ZM26 147V148H27ZM83 147V146H82ZM119 148H120V146H118ZM122 147V146H121ZM182 147V146H181ZM210 147V146H209ZM217 147H219V146H217ZM9 148V147H8ZM15 148H16V146H15ZM21 148V149H22ZM25 148V147H24ZM67 148V147H66ZM102 148V147H101ZM134 148V147H133ZM137 148H139V147H137ZM136 148V149H137ZM164 148V147H163ZM212 148V147H211ZM261 148V147H260ZM2 149V148H1ZM0 149V150H1ZM4 149V148H3ZM6 149V148H5ZM18 149V148H17ZM109 149V148H108ZM121 149V148H120ZM123 149V148H122ZM121 149V150H122ZM135 149V148H134ZM159 149V148H158ZM224 149H226V148H224ZM228 149H229V147H228ZM15 150V149H14ZM25 150V149H24ZM33 150V149H32ZM133 150V149H132ZM173 150V149H172ZM253 150V149H252ZM16 151H18V150H16ZM51 151V150H50ZM69 151V150H68ZM98 151V150H97ZM171 151V150H170ZM256 151V150H255ZM1 152V151H0ZM84 152H85V150H84ZM90 152V151H89ZM88 152V153H89ZM91 152H93V151H91ZM121 152V151H120ZM144 152V151H143ZM147 152V151H146ZM30 153V152H29ZM158 153V152H157ZM203 153V152H202ZM224 153V152H223ZM257 153V152H256ZM255 153V154H256ZM15 154H17V153H15ZM33 154V153H32ZM90 154V153H89ZM101 154V153H100ZM159 154V153H158ZM217 154V153H216ZM233 154V153H232ZM45 155V154H44ZM82 155V154H81ZM85 155V154H84ZM138 155V154H137ZM188 155V154H187ZM186 155V156H187ZM236 155V154H235ZM253 155V154H252ZM76 156V155H75ZM140 156V155H139ZM174 156V155H173ZM198 156V155H197ZM200 156V155H199ZM220 156V155H219ZM234 156V155H233ZM240 156V155H239ZM244 156V155H243ZM255 156V155H254ZM18 157V156H17ZM30 157V156H29ZM33 157V156H32ZM64 157V156H63ZM70 157V156H69ZM132 157V156H131ZM171 157V156H170ZM169 157V158H170ZM203 157H204V155H203ZM34 158V157H33ZM47 158V157H46ZM188 158V157H187ZM255 158V157H254ZM6 159V158H5ZM31 159V158H30ZM35 159V158H34ZM33 159V160H34ZM62 158H60V160H61ZM96 159V158H95ZM113 159V158H112ZM124 159V158H123ZM129 159V158H128ZM131 159V158H130ZM220 159V158H219ZM222 159V158H221ZM243 159H244V157H243ZM246 159V158H245ZM244 159V160H245ZM15 160V159H14ZM24 160H25V156H23L22 158H17V160L16 161H13V164L15 165V166H17L18 167V163H19V165H20V167L22 168V169H24L25 168V170L27 169V167H24V166H22L23 165V163H24ZM26 160H28V159H26ZM32 160V159H31ZM76 159H74V161H75ZM90 160V159H89ZM93 160V159H92ZM113 160H115V159H113ZM144 160V159H143ZM142 160V161H143ZM1 161V160H0ZM4 161V160H3ZM12 161V160H11ZM40 161V160H39ZM58 161V160H57ZM56 161V162H57ZM88 161V160H87ZM98 161V160H97ZM135 161V160H134ZM140 161V160H139ZM170 161V160H169ZM6 162V161H5ZM4 162V163H5ZM27 162V161H26ZM36 162V161H35ZM38 162V161H37ZM55 162V161H54ZM94 162H96V161H94ZM136 162V161H135ZM168 162V161H167ZM253 162V161H252ZM1 163L3 164V162L1 161ZM77 163V162H76ZM129 163V162H128ZM206 163V162H205ZM235 163V162H234ZM2 164H0V165H2ZM8 163H6V165H7ZM22 164V165H21ZM26 164V163H25ZM53 164V163H52ZM116 164V163H115ZM134 164V163H133ZM143 164V163H142ZM260 164V163H259ZM4 165V164H3ZM8 165H11V163L10 164H8ZM54 165V164H53ZM68 165V164H67ZM74 165V164H73ZM81 165V164H80ZM91 165V164H90ZM140 165V164H139ZM177 165V164H176ZM217 165V164H216ZM63 166V165H62ZM115 166H118V165H115ZM124 166V165H123ZM3 167H7V166H3ZM11 167H13L14 169H15V167L14 166H11ZM16 167V168H17ZM57 167V166H56ZM69 167V166H68ZM90 167V166H89ZM129 167V166H128ZM170 167V166H169ZM219 167V166H218ZM227 167V166H226ZM250 167V166H249ZM19 168V167H18ZM65 168V167H64ZM132 168V167H131ZM131 168H129V169H131ZM212 168V167H211ZM222 168H224V167H222ZM252 168V167H251ZM263 168V167H262ZM8 169H9V167H8ZM8 169L6 168V170L8 171ZM55 169V168H54ZM53 169V170H54ZM93 169V168H92ZM96 169V168H95ZM100 169H101V167H100ZM121 169V168H120ZM138 169V168H137ZM164 169V168H163ZM230 169H232V168H230ZM254 169V168H253ZM5 170V169H4ZM5 170V171H6ZM10 171H11V168L9 169ZM18 170H20V169H18ZM107 170V169H106ZM240 170V169H239ZM4 171V172H5ZM9 171V172H10ZM21 171H23V170H21ZM94 171V170H93ZM96 171V170H95ZM116 171V170H115ZM119 171V170H118ZM121 171V170H120ZM210 171V170H209ZM229 171V170H228ZM14 172V171H13ZM15 172H16V170H15ZM25 172V171H24ZM77 172V171H76ZM82 172V171H81ZM84 172V171H83ZM127 172V171H126ZM139 172V171H138ZM166 172V171H165ZM235 172V171H234ZM241 172V171H240ZM263 172V171H262ZM0 173H3V172H0ZM22 173V172H21ZM27 172H25V174H26ZM55 173V172H54ZM99 173V172H98ZM109 173V172H108ZM226 173V172H225ZM4 174V173H3ZM23 174V173H22ZM51 174V173H50ZM55 174H59V173H55ZM66 174H67V172H66ZM70 174V173H69ZM84 174V173H83ZM115 174V173H114ZM133 174V173H132ZM212 174V173H211ZM249 174V173H248ZM251 174V173H250ZM259 174V173H258ZM7 175V174H6ZM19 175H20V172H19ZM52 175H54V174H52ZM81 175V174H80ZM88 175V174H87ZM90 175V174H89ZM113 175V174H112ZM119 175V174H118ZM131 175V174H130ZM246 175V174H245ZM256 175V174H255ZM1 176V175H0ZM21 176V175H20ZM33 176V175H32ZM91 176V175H90ZM117 176V175H116ZM155 176V175H154ZM180 176V175H179ZM219 176V175H218ZM257 177H258V175H256ZM6 177V176H5ZM22 177V176H21ZM34 177V176H33ZM33 177L32 178H30V179H33ZM47 178H48V176H46ZM50 177V176H49ZM77 177V176H76ZM119 177V176H118ZM141 177V176H140ZM186 177V176H185ZM213 177V176H212ZM261 177V176H260ZM35 178V177H34ZM60 178V177H59ZM88 178V177H87ZM92 178V177H91ZM108 178H109V176H108ZM111 178V177H110ZM156 178V177H155ZM160 178V177H159ZM184 178V177H183ZM217 178V177H216ZM36 179V178H35ZM64 179V178H63ZM70 179V178H69ZM76 179V178H75ZM82 179V178H81ZM80 179V180H81ZM122 179H124V178H122ZM121 179V180H122ZM171 179V178H170ZM210 179V178H209ZM3 180V179H2ZM24 180V179H23ZM22 180V183L23 182H25V181H23ZM26 180V179H25ZM55 180V179H54ZM71 180V179H70ZM89 180V179H88ZM93 180V179H92ZM195 180V179H194ZM247 180V179H246ZM255 180V179H254ZM263 180V179H262ZM28 181H31V180H28ZM27 181V182H28ZM49 181V180H48ZM69 181V180H68ZM67 181V182H68ZM182 181V180H181ZM184 181V180H183ZM226 181V180H225ZM244 181H245V179H244ZM8 182V181H7ZM10 182V181H9ZM66 182V181H65ZM77 182V181H76ZM97 182V181H96ZM95 182V183H96ZM105 182V181H104ZM146 182V181H145ZM186 182V181H185ZM236 182V181H235ZM258 182H260V181H258ZM3 183H5V182H2V184ZM29 183V182H28ZM33 183H35V182H33ZM48 183V182H47ZM54 183V182H53ZM87 183V182H86ZM109 183V182H108ZM165 183V182H164ZM174 183V182H173ZM198 183V182H197ZM262 183V182H261ZM1 184V183H0ZM9 184V183H8ZM21 184V183H20ZM31 184V183H30ZM70 184V183H69ZM85 184V183H84ZM91 184V183H90ZM110 184V183H109ZM191 184V183H190ZM254 184V183H253ZM263 184V183H262ZM5 185V184H4ZM4 185H2V186H4ZM28 185V184H27ZM41 185H44V184H41ZM107 185V184H106ZM22 186V185H21ZM21 186H20V188H21ZM24 187L26 186V182L24 183V185H23ZM32 186H34V184L32 185ZM69 186V185H68ZM67 186V187H68ZM92 186V185H91ZM98 186V185H97ZM140 186V185H139ZM145 186V185H144ZM165 186V185H164ZM183 186V185H182ZM24 187H23V189H24ZM56 187V186H55ZM105 187V186H104ZM116 187V186H115ZM124 187V186H123ZM250 186H248V188H249ZM29 188V187H28ZM28 188L26 189V190H24V192L25 191H27L28 190ZM62 188H64V187H62ZM93 188V187H92ZM120 188V187H119ZM200 188V187H199ZM247 188V189H248ZM22 189V190H23ZM121 189V188H120ZM128 189V188H127ZM232 189V188H231ZM48 190V189H47ZM56 190V189H55ZM70 190H72V189H70ZM123 190V189H122ZM168 190V189H167ZM182 190V189H181ZM51 191V190H50ZM129 191H131V190H129ZM137 191V190H136ZM161 191V190H160ZM211 191V190H210ZM232 191V190H231ZM29 192V191H28ZM47 192H49V191H47ZM52 192H53V190H52ZM86 192H88V191H86ZM90 192V191H89ZM109 192V191H108ZM111 192V191H110ZM134 192V191H133ZM139 192V191H138ZM180 192V191H179ZM54 193V192H53ZM52 193V194H53ZM94 193V192H93ZM114 193V192H113ZM126 193V192H125ZM164 193V192H163ZM209 193V192H208ZM212 193V192H211ZM237 193V192H236ZM246 193V192H245ZM1 194L2 193H0V196H1ZM26 194V193H25ZM58 193H56V195H57ZM60 194V193H59ZM86 194V195H85ZM88 193H83V192H78V194H77V198H78V196H79V198L81 199V200H84V201H87V203L88 202H92L95 198L93 197V196H91V195H87ZM91 194H92V192H91ZM138 194V193H137ZM190 194V193H189ZM215 194V193H214ZM241 194V193H240ZM47 195H49V194H47ZM61 195H62V193H61ZM66 195V194H65ZM116 195V194H115ZM124 195V194H123ZM141 195V194H140ZM211 195V194H210ZM235 195V194H234ZM250 195V194H249ZM68 196V195H67ZM72 196V195H71ZM71 196H68V197H71ZM96 196H97V194H96ZM100 196V195H99ZM103 196H105V195H103ZM108 196V195H107ZM156 196V195H155ZM157 196H158V194H157ZM43 197V196H42ZM52 197V196H51ZM53 197H56V196H53ZM110 197H111V195H110ZM153 197H154V195H153ZM228 197V196H227ZM3 198V197H2ZM50 198V197H49ZM74 198V197H73ZM102 198H104V197H102ZM135 198H136V196H135ZM216 198V197H215ZM48 199V198H47ZM59 199V198H58ZM64 199V198H63ZM75 199H76V197H75ZM110 199V198H109ZM145 199V198H144ZM175 199V198H174ZM203 199V198H202ZM80 200V201H81ZM92 200V201H91ZM104 200V199H103ZM196 200V199H195ZM204 200V199H203ZM46 201V200H45ZM57 201V200H56ZM127 201V200H126ZM149 201V200H148ZM211 201V200H210ZM47 202V201H46ZM45 202V203H46ZM53 202V201H52ZM61 202V201H60ZM65 202V201H64ZM77 202V201H76ZM205 202V201H204ZM203 202V203H204ZM207 202H209V201H207ZM49 202H47V204H48ZM59 203V202H58ZM146 203V202H145ZM46 204V205H47ZM49 204H51V203H49ZM53 204V203H52ZM56 204V203H55ZM54 204V205H55ZM68 204V203H67ZM75 204V203H74ZM86 204V203H85ZM84 204V205H85ZM111 204V203H110ZM151 204V203H150ZM156 204V203H155ZM103 205V204H102ZM129 205V204H128ZM157 205V204H156ZM199 205V204H198ZM205 205V204H204ZM210 205H211V203H210ZM32 206V205H31ZM44 206V205H43ZM68 206V205H67ZM70 206V205H69ZM82 206V205H81ZM89 206H90V204H89ZM93 206V205H92ZM96 206H98V204L96 205ZM30 207V206H29ZM50 207V206H49ZM80 207V206H79ZM85 207V206H84ZM110 207V206H109ZM112 207H114V205L112 206ZM119 207V206H118ZM123 207V206H122ZM122 207H121V209H122ZM138 207V206H137ZM159 207V206H158ZM176 207V206H175ZM185 207V206H184ZM262 207V206H261ZM22 207H20V209H21ZM63 208V207H62ZM68 208H70V207H68ZM81 208V207H80ZM93 208H94V206H93ZM97 208V207H96ZM95 208V209H96ZM128 208V207H127ZM154 208V207H153ZM161 208V207H160ZM205 208V207H204ZM213 208V207H212ZM18 209V208H17ZM64 209V208H63ZM62 209V210H63ZM87 209H89V208H87ZM91 209V208H90ZM89 209V210H90ZM95 209H92V210H95ZM104 209V208H103ZM183 209V208H182ZM219 208H217V210H218ZM240 209V208H239ZM252 209V208H251ZM55 210V209H54ZM58 210H60V209H58ZM66 210V209H65ZM73 210V209H72ZM86 210V209H85ZM89 210H86V211H89ZM101 210V209H100ZM129 210V209H128ZM162 210V209H161ZM181 210V209H180ZM253 210V209H252ZM258 210V209H257ZM21 211V210H20ZM91 211V210H90ZM96 211H99V210H95V212ZM102 211V210H101ZM187 211V210H186ZM236 211V210H235ZM61 212V211H60ZM71 212V211H70ZM73 212V211H72ZM109 212L111 213V211H110V209H109ZM179 212V211H178ZM178 212L177 213H175V214H178ZM264 212V211H263ZM97 213V212H96ZM95 213V214H96ZM127 213H128V211H127ZM180 213V215H183L181 212H179ZM230 213V212H229ZM63 214V213H62ZM75 214H77V213H75ZM91 214V213H90ZM93 214V213H92ZM101 214V213H100ZM108 214V213H107ZM165 214V213H164ZM54 215V214H53ZM74 215V214H73ZM143 215V214H142ZM148 215V214H147ZM168 215V214H167ZM228 215V214H227ZM257 215V214H256ZM44 216V215H43ZM52 216V215H51ZM64 216V215H63ZM72 216V215H71ZM78 216H79V214H78ZM89 216V215H88ZM90 216H93V215H90ZM96 216H97V214H96ZM101 216H103V215H101ZM117 216V215H116ZM166 216V215H165ZM55 217V216H54ZM70 217V216H69ZM82 217V216H81ZM84 217V216H83ZM105 217V216H104ZM138 217V216H137ZM141 217V216H140ZM147 217V216H146ZM168 217V216H167ZM173 217V216H172ZM180 217V216H179ZM216 217V216H215ZM226 217V216H225ZM228 217V216H227ZM263 217V216H262ZM57 218V217H56ZM66 218V217H65ZM96 217H84L83 219H80V221L79 222H77V224L76 225H78V228L81 226L82 228H83V226L85 227V226H88V225H85V224H87V223H90V221L93 219H95ZM116 218V217H115ZM120 218V217H119ZM259 218V217H258ZM1 219V218H0ZM73 219V218H72ZM71 219V220H72ZM77 219V218H76ZM105 219V218H104ZM139 219V218H138ZM219 219V218H218ZM231 219V218H230ZM235 219H237V218H235ZM97 220H100V218L98 219H96V221ZM103 220V219H102ZM193 220V219H192ZM216 220V219H215ZM232 220V219H231ZM255 220V219H254ZM63 221V220H62ZM67 221V220H66ZM76 221V220H75ZM95 221V222H96ZM142 221V220H141ZM214 221V220H213ZM238 221V220H237ZM244 221V220H243ZM23 222H25V221H23ZM23 222H21V223H23ZM159 222V221H158ZM199 222V221H198ZM236 222V221H235ZM58 223V222H57ZM60 223V222H59ZM67 223H69V222H67ZM92 223V222H91ZM106 223V222H105ZM143 223V222H142ZM213 223V222H212ZM26 224V223H25ZM24 223H23V225H25ZM156 224V223H155ZM220 224V223H219ZM261 224V223H260ZM19 225V224H18ZM18 225H16V226H18ZM22 225V224H21ZM22 225V226H23ZM91 225V224H90ZM179 225V224H178ZM252 225V224H251ZM8 226V225H7ZM20 226V225H19ZM22 226H20V227H22ZM32 226V225H31ZM74 226H75V224H74ZM105 226H106V224H105ZM186 226V225H185ZM23 227H25V226H23ZM44 227V226H43ZM52 227V226H51ZM66 227H69V224H68V226H66ZM73 227V226H72ZM89 227V226H88ZM88 227H85V228H88ZM111 227V226H110ZM130 227V226H129ZM179 227V226H178ZM182 227V226H181ZM187 227V226H186ZM196 227V226H195ZM213 227V226H212ZM18 228V227H17ZM52 228H54V227H52ZM55 228H56V226H55ZM117 228V227H116ZM193 228V227H192ZM241 228V227H240ZM19 229V228H18ZM20 229H24V228H20ZM29 229H31V228H29ZM62 229V228H61ZM91 229V228H90ZM108 229V228H107ZM118 229V228H117ZM180 229V228H179ZM182 229V228H181ZM229 229V228H228ZM137 230V229H136ZM155 230V229H154ZM172 230V229H171ZM183 230V229H182ZM257 230V229H256ZM26 231V230H25ZM56 231V230H55ZM77 231H80L81 232V229H77ZM82 231H83V229H82ZM202 231V230H201ZM217 231V230H216ZM57 232V231H56ZM84 232V231H83ZM179 232V231H178ZM200 232V231H199ZM235 232V231H234ZM20 233V232H19ZM24 233V235H25V232H23ZM29 232L27 231V234H28ZM61 233H64V232H62L61 231ZM73 233H75V232H73ZM78 233V232H77ZM91 233V232H90ZM102 233V232H101ZM183 233V232H182ZM245 233V232H244ZM258 234H259V232H257ZM16 234V233H15ZM58 234V233H57ZM67 234V233H66ZM70 234V233H69ZM68 234V235H69ZM89 234V233H88ZM181 234V233H180ZM260 234H263V232L262 233H260ZM20 235V234H19ZM81 235V234H80ZM122 235H124V234H122ZM160 235V234H159ZM197 235V234H196ZM206 235H208V234H206ZM257 235V234H256ZM17 236V235H16ZM21 236V235H20ZM27 236V235H26ZM75 236H77V235H75ZM98 236V235H97ZM252 236V235H251ZM260 236V235H259ZM258 236V237H259ZM262 236V235H261ZM260 236V237H261ZM15 237V236H14ZM18 237V236H17ZM69 237V236H68ZM73 237V236H72ZM167 237V236H166ZM183 237V236H182ZM212 237V236H211ZM225 237V236H224ZM257 237V236H256ZM260 237H259V239H260ZM263 237H264V235H263ZM21 238H23V239H26V238H24V236H21ZM59 238V237H58ZM65 238V237H64ZM80 238V237H79ZM141 238V237H140ZM154 238V237H153ZM222 238V237H221ZM262 238V237H261ZM12 239V238H11ZM14 239V238H13ZM20 239V238H19ZM22 239V240H23ZM60 239V238H59ZM70 239V238H69ZM75 239V238H74ZM81 239V238H80ZM79 239V240H80ZM84 239V238H83ZM91 239V238H90ZM100 239V238H99ZM188 239V238H187ZM220 239V238H219ZM29 240V239H28ZM58 240V239H57ZM63 240V239H62ZM73 240V239H72ZM247 240V239H246ZM258 240V239H257ZM261 240V239H260ZM13 241V240H12ZM24 241H27V239L26 240H24ZM30 241V240H29ZM81 241V240H80ZM119 241V240H118ZM200 241V240H199ZM228 241H229V239H228ZM15 242H16V240H15ZM97 242V241H96ZM233 242V241H232ZM249 242V241H248ZM262 242V241H261ZM8 243V242H7ZM6 243V244H7ZM25 243V242H24ZM92 243V242H91ZM238 243V242H237ZM5 244V245H6ZM14 244V243H13ZM33 244V243H32ZM113 244V243H112ZM115 244V243H114ZM218 244V243H217ZM4 245V246H5ZM29 245H30V243H29ZM29 245H26V246H29ZM110 245V244H109ZM122 245V244H121ZM143 245V244H142ZM198 245V244H197ZM7 246V245H6ZM36 246V245H35ZM71 246V245H70ZM98 246V245H97ZM115 246H116V244H115ZM126 246V245H125ZM128 246V245H127ZM252 246V245H251ZM258 246V245H257ZM9 247V246H8ZM25 247V246H24ZM34 247V246H33ZM63 247H64V245H63ZM95 247V246H94ZM103 247V246H102ZM101 246H100V248H102ZM124 247V246H123ZM137 247H138V245H137ZM140 247V246H139ZM156 247V246H155ZM27 248V247H26ZM71 248V247H70ZM74 248V247H73ZM86 248V247H85ZM93 248V247H92ZM121 248V247H120ZM127 248V247H126ZM208 248V247H207ZM72 249V248H71ZM106 249V248H105ZM125 249V248H124ZM147 249V248H146ZM151 249V248H150ZM157 249V248H156ZM192 249V248H191ZM196 249V248H195ZM194 249V250H195ZM203 249V248H202ZM214 249H216V248H214ZM1 250V249H0ZM3 250V249H2ZM7 250H9V249H7ZM25 250V249H24ZM27 250V249H26ZM56 250V249H55ZM88 250V249H87ZM102 250V249H101ZM110 250V249H109ZM117 250V249H116ZM131 250H132V248H131ZM186 250V249H185ZM241 250V249H240ZM247 250V249H246ZM256 250V249H255ZM19 251V250H18ZM29 251V250H28ZM33 251V250H32ZM37 251V250H36ZM100 251V250H99ZM217 251V250H216ZM232 251V250H231ZM16 252L17 251H15L13 254H12V258L11 259H15V255H16ZM26 252V251H25ZM30 252V251H29ZM28 252V253H29ZM71 252V251H70ZM98 252V251H97ZM128 252V251H127ZM186 252V251H185ZM201 252V251H200ZM4 253V252H3ZM12 253V252H11ZM18 253V252H17ZM31 253V252H30ZM41 253V252H40ZM84 253V252H83ZM105 253V252H104ZM122 253V252H121ZM151 253V252H150ZM194 253V252H193ZM212 253V252H211ZM219 253V252H218ZM234 253V252H233ZM7 254V253H6ZM21 254V253H20ZM37 254V253H36ZM118 254V253H117ZM162 254V253H161ZM236 254V253H235ZM1 255H3V254H1ZM4 255H5V253H4ZM18 255H19V253H18ZM28 255H30V254H28ZM63 255V254H62ZM75 255V254H74ZM73 255V256H74ZM77 255H78V253H77ZM86 255V254H85ZM106 255V254H105ZM131 255V254H130ZM139 255V254H138ZM153 255V254H152ZM8 256V255H7ZM6 256V258H7V262L9 263V261H8V259L9 260H11L10 258H8ZM19 256H21V255H19ZM24 256V255H23ZM31 256V255H30ZM35 256V255H34ZM33 256V257H34ZM48 256V255H47ZM72 256V257H73ZM80 256V255H79ZM114 256V255H113ZM118 256V255H117ZM120 256V255H119ZM123 256V255H122ZM127 256V255H126ZM163 256V255H162ZM1 257V256H0ZM9 257H11L10 255H9ZM32 257V258H33ZM38 257V256H37ZM55 257V256H54ZM75 257V256H74ZM90 257V256H89ZM109 257V256H108ZM115 257V256H114ZM113 257V258H114ZM148 257H149V255H148ZM184 257V256H183ZM199 257V256H198ZM245 257V256H244ZM243 257V258H244ZM3 258H5V257H3ZM32 258H31V260H29L30 258H28V259H23L22 261H21V259L20 260H14V262L16 261L17 263H18V261H19V263L20 264H33V262H35V260H33L32 261ZM43 258V257H42ZM59 258V257H58ZM82 258V257H81ZM83 258H85V257H83ZM110 258H111V255H110ZM188 258V257H187ZM202 258V257H201ZM228 258V257H227ZM19 259V258H18ZM46 259V258H45ZM44 259V260H45ZM55 259V258H54ZM115 259V258H114ZM140 259V258H139ZM214 259V258H213ZM230 259V258H229ZM247 259V258H246ZM39 260V259H38ZM44 260H42V261H44ZM48 260V259H47ZM56 260V259H55ZM74 260H76V259H74ZM79 260V259H78ZM84 260V259H83ZM158 260V259H157ZM251 260V259H250ZM3 261H5V260H3ZM3 261H2V263H3ZM96 261V260H95ZM143 261V260H142ZM145 261V260H144ZM150 261V260H149ZM247 261H249V260H247ZM256 261V260H255ZM255 261H254V263H255ZM15 262V263H16ZM40 262V261H39ZM76 262V261H75ZM107 261H105V263H106ZM111 262V261H110ZM118 262V261H117ZM182 262H184V261H182ZM206 262V261H205ZM204 262V263H205ZM235 262H237V261H235ZM11 263V262H10ZM9 263V264H10ZM18 263V264H19ZM37 263V262H36ZM44 263V262H43ZM45 263H46V261H45ZM49 263V262H48ZM53 263V262H52ZM68 263V262H67ZM73 264H87V262H85V261H80V263H74V262H72ZM169 263V262H168ZM174 263V262H173ZM172 263V264H173ZM0 264H1V262H0ZM42 264V263H41ZM51 264V263H50ZM100 264V263H99ZM157 264V263H156ZM208 264H210V263H208Z\"/></svg>","mask_w":264,"mask_h":264}]
</instances>
